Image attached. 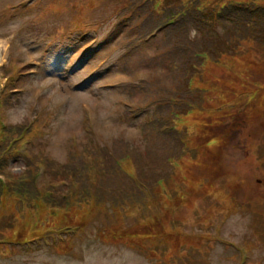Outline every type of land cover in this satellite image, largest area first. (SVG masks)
<instances>
[{
	"label": "rangeland",
	"instance_id": "1",
	"mask_svg": "<svg viewBox=\"0 0 264 264\" xmlns=\"http://www.w3.org/2000/svg\"><path fill=\"white\" fill-rule=\"evenodd\" d=\"M78 1L0 0L1 84L13 76L10 91L21 92L3 118L16 123L41 115L42 123L47 121L44 133L26 144L29 149L39 144L60 163L69 150L110 145L116 138L144 150L142 129L155 108L130 101L127 89L149 72L130 75L125 63L141 57V49L158 52L156 33L146 44L119 45L117 14L125 0H94L90 9L74 7ZM236 25L229 27L231 35L221 23L190 34L200 49L193 64L197 82L210 92L199 108L178 120L189 145L169 169L170 180L160 184L159 192L149 185L154 179L145 186L152 196L151 213L162 225L171 223L196 236V252H190L195 258L158 255V244L110 240L106 227L120 220L137 223L127 209L109 216L99 211L87 222L75 221L80 228L62 232L63 237L48 234L32 243L13 240L0 224V264H264V91H252L264 82V29L243 36L237 28L232 36ZM24 168L25 160L10 161L14 173ZM201 233L213 240L201 241Z\"/></svg>",
	"mask_w": 264,
	"mask_h": 264
},
{
	"label": "trees",
	"instance_id": "2",
	"mask_svg": "<svg viewBox=\"0 0 264 264\" xmlns=\"http://www.w3.org/2000/svg\"><path fill=\"white\" fill-rule=\"evenodd\" d=\"M94 3L79 0L74 7L82 4L90 9ZM54 5L58 9L64 6ZM117 16L121 30L118 44L123 46L145 42L152 30L162 26L153 39L158 52L149 54L141 49V57L125 63V72L130 75L149 72L148 77L127 89L130 101L138 108L155 107L152 119L142 129L145 149L134 148L130 141L116 138L110 145L83 144L69 150L63 163L43 153L39 144H33L24 156L19 153L21 142L35 134L41 136L47 121L42 123L39 115L36 121L26 118L4 126L0 117V168L7 175L5 183L0 181V224L13 240L32 243L43 235L79 226L75 224L87 222L99 211L109 216L130 209L137 216V223L129 226L120 220L116 227H106L110 240L137 246L158 244V250L154 251L158 255L189 254V259H194L190 252H196L197 244L192 240L196 236L171 223L162 225L151 213L153 201L147 187L150 185L159 192L160 184L170 180L169 169L189 145L187 133L178 127V120L181 114L199 108L210 92L202 82H197L199 71L193 64L200 49L190 34L195 30L198 35L221 23L229 35L233 30L229 27L237 24L232 36L237 35V28L243 30V36H255L258 29H264V0H125ZM13 65L11 60L7 68ZM9 80L4 90L0 88V107L6 109L17 105L21 98V92L9 91L14 77ZM233 81L236 90H241L240 81ZM252 91L261 94L264 82ZM21 159L25 160V168L14 173L9 169L10 161ZM41 163L47 170L44 182L39 185L36 173ZM150 179L155 182L145 187ZM170 205L171 201L165 204L168 208ZM199 238L207 243L213 240L206 234Z\"/></svg>",
	"mask_w": 264,
	"mask_h": 264
}]
</instances>
